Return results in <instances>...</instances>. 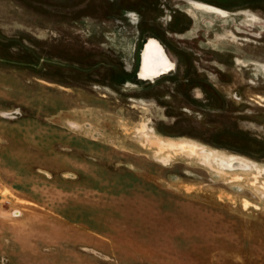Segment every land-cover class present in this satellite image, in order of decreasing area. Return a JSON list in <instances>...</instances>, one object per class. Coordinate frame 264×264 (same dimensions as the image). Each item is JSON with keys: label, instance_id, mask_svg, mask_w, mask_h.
Wrapping results in <instances>:
<instances>
[{"label": "rangeland", "instance_id": "obj_1", "mask_svg": "<svg viewBox=\"0 0 264 264\" xmlns=\"http://www.w3.org/2000/svg\"><path fill=\"white\" fill-rule=\"evenodd\" d=\"M0 264H264V0H0Z\"/></svg>", "mask_w": 264, "mask_h": 264}, {"label": "bare ground", "instance_id": "obj_2", "mask_svg": "<svg viewBox=\"0 0 264 264\" xmlns=\"http://www.w3.org/2000/svg\"><path fill=\"white\" fill-rule=\"evenodd\" d=\"M152 39V38H151ZM151 39L146 43L144 52H142V63L140 70L143 66H156V65H168L170 59L168 58L167 54L164 51V48L162 45H160L158 42H151ZM145 51H148L147 55L145 56L144 53ZM167 71H162L160 73H166ZM148 75V74H147ZM139 76H141V73L139 71ZM159 76V75H158ZM142 78V76H141Z\"/></svg>", "mask_w": 264, "mask_h": 264}, {"label": "flooded vegetation", "instance_id": "obj_3", "mask_svg": "<svg viewBox=\"0 0 264 264\" xmlns=\"http://www.w3.org/2000/svg\"><path fill=\"white\" fill-rule=\"evenodd\" d=\"M158 42L160 45L161 43L156 39V38H152L151 39V42L154 43V42ZM145 45L146 43H144V46H143V49H142V52H144V49H145ZM142 52H141V61H140V67H141V63H142ZM148 53V51H145L144 55L146 56ZM173 62L170 60L168 65H156V66H151V67H148V66H143L142 65V68L140 70V73H141V76L143 78H154V77H157L158 75L160 76V73L162 71H168L171 69V67L173 66ZM140 69V68H139ZM148 74V75H147ZM164 74V73H163Z\"/></svg>", "mask_w": 264, "mask_h": 264}]
</instances>
